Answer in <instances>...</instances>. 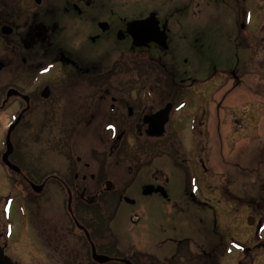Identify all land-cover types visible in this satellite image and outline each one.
<instances>
[{"label": "flooded vegetation", "instance_id": "obj_1", "mask_svg": "<svg viewBox=\"0 0 264 264\" xmlns=\"http://www.w3.org/2000/svg\"><path fill=\"white\" fill-rule=\"evenodd\" d=\"M115 3L0 0V116L5 133L0 167L12 176L9 185L25 194L23 205L17 202L24 218L17 230L5 224L0 248L12 264H100L94 255L107 259L102 264H224L226 243L212 235L216 222H210L206 205L192 196V215L204 220L197 225L185 216L179 225L193 235L171 246L158 241L143 251L124 244L117 207L103 196L116 193L115 184L122 183L116 179L117 167L126 168L128 175L134 171L136 178L146 165L165 159L162 148L173 152L186 135L192 139L191 156L197 148L207 155L203 150L212 142L227 143L230 131L238 134L248 119L252 124L245 131H253L255 143L262 141L264 88L257 80L264 81V0H140L125 4L127 11L121 12L109 9ZM150 16L146 30L161 44L136 46L129 23ZM196 16L212 22L223 17L231 26L221 36L193 25ZM197 38L200 47L194 43ZM185 54L200 68L209 62L211 70L189 74L182 65L187 60L180 57ZM221 67L216 88L202 92ZM252 79L257 81L253 91L244 92ZM167 107L168 114L158 116ZM164 118L163 135L150 137L148 131ZM16 122L8 160L18 171H12L2 155ZM226 126L231 127L227 132ZM199 162L200 173L210 174L205 160ZM171 168L186 178L180 166ZM154 181L146 186L163 187L167 198L144 196L143 189L141 197L171 204L170 188ZM201 186L193 191L211 193L209 186ZM183 192L189 196L192 191L183 186ZM118 199L134 205L123 195ZM11 202L5 199L4 214ZM159 205L152 218H161ZM251 210L245 224L255 231V242L239 244L242 255L236 264H253L264 250L258 240L264 212Z\"/></svg>", "mask_w": 264, "mask_h": 264}, {"label": "rangeland", "instance_id": "obj_2", "mask_svg": "<svg viewBox=\"0 0 264 264\" xmlns=\"http://www.w3.org/2000/svg\"><path fill=\"white\" fill-rule=\"evenodd\" d=\"M133 1L140 0H115V5L109 9L117 12L127 11L125 4ZM191 21L196 27H208L221 36H226L231 26L230 22L223 17L220 21L212 22L207 17L196 16L192 17ZM247 26L250 30L254 27V25ZM194 43L197 47L201 45V41L198 38L197 41L194 40ZM180 57L182 60H187L186 65H182L186 66L185 69L189 71V74L203 75L199 72L200 70L203 72L211 70L209 62H205L204 66L200 68L201 64H197L191 55L185 54ZM223 68H218L216 72L217 79H214L211 84L207 85V88L203 85L193 89V91L203 87L202 92L216 88L219 84L218 77H221V70ZM254 81L252 79L249 85L244 87L245 91H243L252 92ZM257 81H260L264 88V81ZM226 104L227 101L223 103V107ZM3 122L0 116V155L3 151L2 137L4 138L5 135L2 130V128L4 129ZM5 122H7V119ZM242 122L244 125L240 127L241 129H239L238 134L230 131V135L227 138L228 141L227 143L224 142L223 146L212 142V146L203 150L207 155L201 154V148L195 146L197 149L191 156L188 153V146H190L189 143L192 139L189 135H186L180 138V143L177 142L175 147L172 148L174 153L169 148H162L160 151L165 154V159H161V161H157L151 165H146L136 178L134 171L128 175L126 168L123 170L122 167L121 169L119 167L116 168V179L121 180L122 185L120 183L115 184L117 192L105 193L103 200H109V202L111 201L117 207L118 234L122 238L127 239V242L124 244L130 243L136 249L143 251L154 247L158 241H169L168 245L171 246L173 245V241L191 237L193 235L192 232L187 227L179 225L181 218L189 216L190 220H196L197 225L200 220H204L203 215H192L193 212L191 210L194 208L190 204L192 196L200 204L206 205L205 209L209 214L210 222L211 220L216 222L213 226L215 233L213 232L212 235L219 237L226 243L227 255L229 256L226 258L227 262L224 264H236L239 261L242 255L239 244H248L250 246L255 242V231L245 224V217L251 210H249V207L253 209L257 207V210H251V213L258 212L262 214L264 212V131L262 129L264 127L261 126L262 141L255 143L252 136L253 131H245L247 128L245 125L248 123L252 124V121L249 122L248 119H245ZM228 126H226V132L231 129ZM250 126L248 127L251 128ZM168 133L172 134V132ZM196 138L199 139L200 136L198 135ZM175 151H178V153ZM196 157H199L203 161L205 160L206 167L211 169L210 174L204 176L200 173V162L199 158ZM149 160L151 159H148V162ZM172 164L178 165L185 170L187 174L185 175L186 178L178 176L172 170ZM10 178L12 176L0 167V233L4 238L6 233L5 224L13 225V229L16 228L17 230L20 221L24 218L19 212L17 202L23 205L25 199L23 196L25 194L9 185ZM167 178H170L168 184L165 183ZM152 179L156 180L154 183L164 184L170 188V197L175 206L172 203L159 202L155 196L141 197L140 193L143 187L148 185ZM128 184H130L128 191L124 192L121 190V187H125ZM199 185H202L203 190L209 186L211 193L205 195L204 191L199 194L193 191V188ZM183 186H187L189 191H192L189 196L183 192ZM119 195H123L125 199L134 202V205L120 203L118 199ZM6 198L14 200L8 208L7 215L2 211ZM157 204H160L159 206L162 209L160 213L161 218L156 217L158 220L151 217V211L156 210L154 208H156ZM258 240L264 242V229L258 234ZM247 264H252V262L250 263L247 260ZM253 264H264V250L259 251V256Z\"/></svg>", "mask_w": 264, "mask_h": 264}, {"label": "water", "instance_id": "obj_3", "mask_svg": "<svg viewBox=\"0 0 264 264\" xmlns=\"http://www.w3.org/2000/svg\"><path fill=\"white\" fill-rule=\"evenodd\" d=\"M153 21V17L150 16L148 19L146 20H140V21H133L129 23V29H130V33L134 36H136V38L134 37V41H135V45L136 46H144L146 45V43L149 42H156V43H160V40L154 39L152 37H149L151 35L152 31H147L146 30V26L148 23ZM149 37V38H148ZM139 38H141L142 40H140ZM9 96V95H8ZM169 107H167L166 109H164L163 111H161L158 116H161L162 114H164V117L168 114L169 112ZM17 122L15 124H13L12 126H10L8 133H7V137H6V151L4 152V154L2 155V162L3 164L10 170L12 171H18L13 165H11V163L8 160L9 155L12 152V146L10 143V134L12 132V130L14 129V127L16 126ZM166 124V118H164L163 120H161L160 122L156 123V125L153 126V129L148 131V135L150 137H155V138H159L163 135L164 133V125ZM156 194L159 193L164 199L167 198V194L165 192V190L162 187H158V188H154L153 186H146L143 188L142 194L144 196H150L152 194ZM129 203H133L132 201L126 200ZM7 207V205H6ZM250 223V221H249ZM94 259L102 264L104 262L107 261L106 258L104 257H99V256H95L94 255ZM124 264H131L130 262L124 260L123 261ZM0 264H12V262L10 261L9 258H7L6 256H4L3 251L0 248Z\"/></svg>", "mask_w": 264, "mask_h": 264}, {"label": "snow or ice", "instance_id": "obj_4", "mask_svg": "<svg viewBox=\"0 0 264 264\" xmlns=\"http://www.w3.org/2000/svg\"><path fill=\"white\" fill-rule=\"evenodd\" d=\"M43 71H44V72H47L48 69L45 68ZM42 74H43V73H42ZM109 128L112 129V130L114 131V127H113L112 125H109ZM8 211H9V209L6 207V208L4 209L5 215H7Z\"/></svg>", "mask_w": 264, "mask_h": 264}]
</instances>
